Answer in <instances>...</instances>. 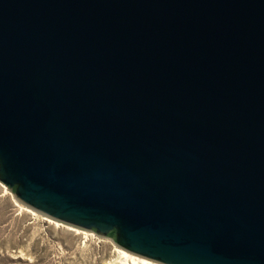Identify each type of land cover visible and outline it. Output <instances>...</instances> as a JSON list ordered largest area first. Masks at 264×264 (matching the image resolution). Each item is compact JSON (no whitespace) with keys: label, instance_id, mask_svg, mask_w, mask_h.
Returning <instances> with one entry per match:
<instances>
[{"label":"water","instance_id":"water-1","mask_svg":"<svg viewBox=\"0 0 264 264\" xmlns=\"http://www.w3.org/2000/svg\"><path fill=\"white\" fill-rule=\"evenodd\" d=\"M0 183L160 264H264V0H0Z\"/></svg>","mask_w":264,"mask_h":264},{"label":"rangeland","instance_id":"rangeland-1","mask_svg":"<svg viewBox=\"0 0 264 264\" xmlns=\"http://www.w3.org/2000/svg\"><path fill=\"white\" fill-rule=\"evenodd\" d=\"M23 208L0 183V264H123L114 239Z\"/></svg>","mask_w":264,"mask_h":264},{"label":"bare ground","instance_id":"bare-ground-1","mask_svg":"<svg viewBox=\"0 0 264 264\" xmlns=\"http://www.w3.org/2000/svg\"><path fill=\"white\" fill-rule=\"evenodd\" d=\"M23 209H25L27 211H30L27 208H23ZM47 220H49V219H47ZM71 229H74L75 231L80 233V230L75 229L74 227L71 228ZM82 233H85V235L93 236L89 232H82ZM117 250H118V253H119V255H118L119 256V260L120 261L122 260L123 264H160V263L152 262V261H150L148 259H145V258H142V257H138L136 255H133V254H131V253H129V252L123 250V249H117Z\"/></svg>","mask_w":264,"mask_h":264}]
</instances>
